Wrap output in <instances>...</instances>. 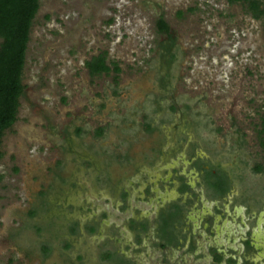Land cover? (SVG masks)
I'll use <instances>...</instances> for the list:
<instances>
[{
    "label": "rangeland",
    "instance_id": "obj_1",
    "mask_svg": "<svg viewBox=\"0 0 264 264\" xmlns=\"http://www.w3.org/2000/svg\"><path fill=\"white\" fill-rule=\"evenodd\" d=\"M159 19L175 38L173 97L179 109L189 105L203 126L194 135L243 175L246 186H264L258 134L264 15L253 19L246 6L228 0H39L16 121L1 138L0 264H98L95 246L68 233L71 248L55 242L45 254L30 212L42 193L56 190L63 192L57 211L77 219L80 212L72 205L80 204L81 189L72 187L86 174V161L144 147L149 134L143 126L157 118L152 99L161 92L157 78L166 35L158 31ZM100 53L110 71L91 76L85 63ZM256 164L263 171L255 172ZM84 251L87 259L78 261Z\"/></svg>",
    "mask_w": 264,
    "mask_h": 264
},
{
    "label": "flooded vegetation",
    "instance_id": "obj_2",
    "mask_svg": "<svg viewBox=\"0 0 264 264\" xmlns=\"http://www.w3.org/2000/svg\"><path fill=\"white\" fill-rule=\"evenodd\" d=\"M166 109L138 153L86 161L72 240L93 244L98 264H264V186H246Z\"/></svg>",
    "mask_w": 264,
    "mask_h": 264
},
{
    "label": "trees",
    "instance_id": "obj_3",
    "mask_svg": "<svg viewBox=\"0 0 264 264\" xmlns=\"http://www.w3.org/2000/svg\"><path fill=\"white\" fill-rule=\"evenodd\" d=\"M229 3H240L246 6L253 19H259L264 15V8L259 0H228ZM39 9V0H0V145L4 132L12 127L16 121V114L19 108V99L23 95L22 71L25 63V53L29 41L30 29L33 20ZM158 31L166 35V41L161 43L160 69L158 72V84L161 92L154 94L152 99L153 111L158 112L160 103L169 99L171 111L179 102L173 97V86L169 80V67L175 59L172 49L175 46V38L169 32L165 21H157ZM114 71H118L115 63ZM91 76L107 74L110 67L106 63L105 53L93 56L85 63ZM182 120L188 122L189 128L196 135L203 131L202 124L193 116L189 105L183 104L179 110ZM261 129L258 132L260 144L264 147V116L261 117ZM201 124V125H200ZM78 132L80 130H77ZM98 130V134H100ZM236 145L242 149L244 141L239 136ZM67 151L73 150V142L67 141ZM2 152L0 150V160ZM255 172L263 171V165L256 164L253 167ZM60 178V177H58ZM63 194L62 191L52 190L44 192L37 199L36 204L30 212V219L37 220L39 244H42V251L47 254L52 251L53 243H64L66 249L72 247V242L65 238V233L72 235V227H69L71 220L57 211V200ZM80 261V257L78 258Z\"/></svg>",
    "mask_w": 264,
    "mask_h": 264
}]
</instances>
